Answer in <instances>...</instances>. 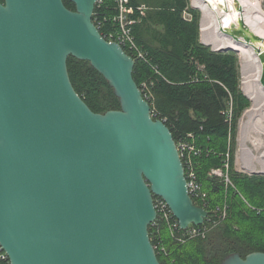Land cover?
Here are the masks:
<instances>
[{"label": "water", "instance_id": "obj_1", "mask_svg": "<svg viewBox=\"0 0 264 264\" xmlns=\"http://www.w3.org/2000/svg\"><path fill=\"white\" fill-rule=\"evenodd\" d=\"M68 1L75 10L63 0H0V247L9 264H160L153 198L181 230L204 225L208 211L188 194L172 133L133 79L134 59L94 25L97 0ZM225 34L254 49L264 87L262 40L241 17ZM68 57L88 62L120 109L93 112L71 84ZM221 264H264V253Z\"/></svg>", "mask_w": 264, "mask_h": 264}, {"label": "trees", "instance_id": "obj_2", "mask_svg": "<svg viewBox=\"0 0 264 264\" xmlns=\"http://www.w3.org/2000/svg\"><path fill=\"white\" fill-rule=\"evenodd\" d=\"M63 3L75 10L70 1ZM109 4L101 9L103 12L95 7L92 20L97 13L107 16L104 10ZM130 5L135 8L133 17L140 19L133 27L134 36L148 59V63L135 60L133 79L139 88L144 82L149 85L152 117L164 122L176 144L186 140L200 150L194 161L198 181L208 194L207 209L225 203L228 206L226 220L213 227L205 239L198 237L177 244L163 226L160 237L168 255L156 253L159 263L221 264L231 253L242 258L252 252L264 253V178L232 173L234 188H225L224 182L207 176L210 169L222 167L225 155L233 166L238 122L250 106L240 91L236 52L213 51L201 43V15L190 8L189 0H130ZM141 6L146 8L144 16L136 10ZM184 12L190 18H183ZM67 70L74 90L93 112L120 109L112 89L88 62L68 57ZM230 108L228 119L226 112ZM189 134L193 139L188 138ZM154 232L150 225L152 245Z\"/></svg>", "mask_w": 264, "mask_h": 264}, {"label": "built area", "instance_id": "obj_3", "mask_svg": "<svg viewBox=\"0 0 264 264\" xmlns=\"http://www.w3.org/2000/svg\"><path fill=\"white\" fill-rule=\"evenodd\" d=\"M108 2H111V4H109L104 10V12H107L108 15L104 16L101 13H97L95 16V21H93L94 25L108 43H117L128 55H130L134 59V61L138 60L148 63L147 54L143 50V48L138 45L133 33V27L135 24L140 22V19L139 17H133L135 8L130 5V0H97L95 7H98V9H100L99 12H101V9H103L105 7V4H107ZM136 10L138 11V14L140 16L145 15V7L141 6L136 8ZM184 16L186 19L190 18V15L187 13H184ZM108 22L111 23L109 26L106 25ZM153 69L155 70V72H157L155 68ZM140 90L142 92L143 98L146 101H150L152 99V94L147 83H142ZM226 113L228 115V119H230L231 108L227 110ZM188 138L193 139V135L189 134ZM176 146L180 159L183 163L184 175L186 178V185L189 196L196 205H198L197 203L202 204L201 206L208 211V217L210 213L217 215L220 211L219 209H207L206 200L208 194L203 189L202 184L198 181L195 168L196 163L194 159L195 157L199 156L200 150L195 146L193 142H188L186 140L179 141ZM212 172L215 175L223 176L222 174L218 173L217 170H214ZM224 181L227 183L228 178H224ZM153 205L156 211V218L151 225L155 229V232L153 234L155 245H153V248L156 253L159 252L164 255H168V252L163 245L160 237L161 228L163 226L167 228L171 238L177 244H184L186 241L198 237L204 238L206 236V233L210 231V229H203L202 226H204L205 224L199 227L189 226L186 230H181L169 207L161 198L154 197ZM215 226L216 224H213L212 227ZM4 260L8 259L6 257V254L0 247V261Z\"/></svg>", "mask_w": 264, "mask_h": 264}, {"label": "rangeland", "instance_id": "obj_4", "mask_svg": "<svg viewBox=\"0 0 264 264\" xmlns=\"http://www.w3.org/2000/svg\"><path fill=\"white\" fill-rule=\"evenodd\" d=\"M242 3H243L242 6H243L244 19H246V21H248V23H250L256 30L260 31L261 33H264V0H242ZM189 5L190 8L196 9L195 7L192 6L191 0H189ZM198 11L200 12V10ZM200 24H201V16H200L199 27ZM214 36L216 35L209 33L202 35L200 31L201 41L204 44L210 46L212 49L217 50L216 49L218 47L217 43H219L220 40L218 39L217 36L216 37ZM236 54L238 56L239 67H240V91L248 99V101L250 102V106L248 109H246L243 112L238 122L236 146L235 149L233 150V166L232 167L230 166L229 157L228 155H225V162L224 164H222V167L212 168L207 173V176L209 178H215V179L217 178L221 182H224L225 188L227 187L234 188L233 181L231 178L232 173L237 175H243L246 177L258 176L264 178V125L260 127L262 131H258L256 135L254 133L250 134V124L252 125V127H254L253 129L256 130L255 126L257 125L255 124V122L259 119L260 113L264 115V109L256 110L251 118L250 115L249 117H245L246 112H248L252 106V102L244 94V92L251 94V89L255 83L254 79L256 75L255 71L257 66L256 64H254L255 62L252 60L251 62L247 63L245 67V65L241 63L238 52H236ZM243 73L246 75L244 76ZM251 76L253 77V80ZM247 82L248 83L250 82L249 83L250 86H248ZM214 170H217V172L222 174L223 176L215 175L212 172ZM226 177L228 178L227 183L224 181V178ZM207 200H206V204H207ZM216 208L220 210L219 213L217 215L210 213L205 225L202 226L203 229L211 230L213 228L212 227L213 224H216L217 226L220 223L224 222L228 217V206L226 203L221 205L220 207L217 206ZM205 237L202 239H205Z\"/></svg>", "mask_w": 264, "mask_h": 264}, {"label": "bare ground", "instance_id": "obj_5", "mask_svg": "<svg viewBox=\"0 0 264 264\" xmlns=\"http://www.w3.org/2000/svg\"><path fill=\"white\" fill-rule=\"evenodd\" d=\"M191 2H192V6L200 10L201 12L200 31L202 35L208 33L215 34L220 40L219 43H217L218 44V47L216 48L217 50L218 48L235 49L236 52H238L239 54L241 63L245 65V67L246 64L251 62L252 60L255 62L254 64H256L257 67L255 71L256 72L254 79L255 83L253 82L254 85L251 89V94L244 92V94L252 102V106L250 110L246 112L245 117H249L250 115L251 118L256 110L264 109V87L260 84L261 65L259 63L257 54L255 53L254 49L251 46L244 44L242 40L236 42L234 39L226 35L225 31L226 29L230 28L232 24L237 25V22L241 17L246 27L254 35L258 36L262 40L263 47H264V33H261L260 31L256 30L250 23H248V21H246V19H244L242 0H191ZM222 4H227V6L224 5L225 7L222 8ZM235 6L239 7L242 10V12L240 13ZM245 75L246 74H244V76ZM249 83L247 82L248 86H250ZM255 124L257 125L255 126L256 130H254L253 129L254 127H252V125L250 124V134L254 133L256 135L258 131H262L260 129V127L264 125V115H262V113H260L259 119L255 122Z\"/></svg>", "mask_w": 264, "mask_h": 264}, {"label": "crops", "instance_id": "obj_6", "mask_svg": "<svg viewBox=\"0 0 264 264\" xmlns=\"http://www.w3.org/2000/svg\"><path fill=\"white\" fill-rule=\"evenodd\" d=\"M145 13H146V10H145ZM185 13V12H184ZM184 13H183V18H185V16H184ZM186 19V18H185ZM157 30H159V31H161L162 30V27H160V26H156L155 27ZM200 41H201V38H200ZM201 43H203L202 41H201ZM204 44V43H203ZM204 45H207V44H204ZM208 46V45H207ZM213 51H215L214 49H212Z\"/></svg>", "mask_w": 264, "mask_h": 264}]
</instances>
